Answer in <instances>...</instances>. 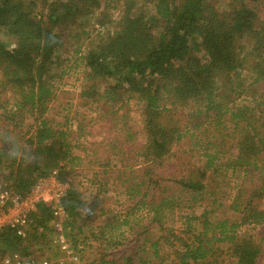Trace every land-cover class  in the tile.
<instances>
[{
    "label": "trees",
    "instance_id": "obj_1",
    "mask_svg": "<svg viewBox=\"0 0 264 264\" xmlns=\"http://www.w3.org/2000/svg\"><path fill=\"white\" fill-rule=\"evenodd\" d=\"M41 1L44 12L38 0H0V124L23 144L20 161L0 127V185L24 194L53 169L68 180L81 160L100 167L87 181L111 182L96 188L109 196L86 205L69 182L63 199L73 250L102 251L87 264H264V0H119L113 29L97 18L100 0ZM72 41L87 111L74 125L47 115ZM119 196L122 213L104 207ZM49 218L39 204L24 240L3 230V252L37 254Z\"/></svg>",
    "mask_w": 264,
    "mask_h": 264
},
{
    "label": "rangeland",
    "instance_id": "obj_2",
    "mask_svg": "<svg viewBox=\"0 0 264 264\" xmlns=\"http://www.w3.org/2000/svg\"><path fill=\"white\" fill-rule=\"evenodd\" d=\"M213 4L218 8H227V6L224 4V2H230V0H212ZM100 4L101 7L99 10H101L102 13H100V15L98 14L99 21H101L104 25L105 28H109V29H113V24H108V20H110L111 22L113 21V23L115 21H117L119 19V15H120V4L121 1L119 0H100ZM36 11H40V12H44L45 11V4L44 2H42L41 0H38V2L36 3V7H35ZM229 10V9H228ZM98 25H96L97 27ZM0 40L6 41L7 38L2 35L0 33ZM77 43L78 45H80L81 43L79 41H72L69 43L68 46V53L69 55H71V59L69 60V63H66L67 66V73L65 75V77L61 80V81H57L55 82V87L57 90V97L56 100H54L51 104H50V109L47 113L49 118H57L59 119L62 115H68L69 117H71V124H76V121L78 119H80L82 117V115L87 114V111L84 108H79L76 106V94L78 92V87L81 81V75H82V71H83V64L80 63L79 65L74 64L73 61L79 57V55H74L73 54V48H76L77 45L75 44ZM82 53V52H81ZM64 58V56L62 57ZM248 103V101H247ZM246 104V102H245ZM130 121L127 122L128 126H133L135 129H137V131H139V127L141 122H140V115L138 114L139 112L137 111V107L136 105H134V103H130ZM93 115V114H91ZM30 123V121H27L25 123V127H23V129H21V132H24L25 130H27V125ZM4 123L0 124V127L4 128L7 132L6 137L7 140L13 143V149L15 150L17 156L20 159V148L23 146L22 144V140H21V133L18 132V130H11V127H4ZM1 135H4L3 133H0ZM139 140L142 141L143 140V134H139L138 136ZM90 139V138H88ZM93 140L96 141H100V138H95ZM87 148L92 149V152L94 150L93 146H89ZM92 152H88L86 155L88 156L87 159L93 157ZM74 155H77L79 152L77 150H75V152H73ZM25 160V158H23ZM86 160H81L80 164L74 165V168H77V170L73 175H71L68 178V181L72 183V185L76 188V190L79 192L81 200L87 205L90 204L93 200H98V198H105V196H109L105 195L104 193L101 194L100 192L97 193L96 192V188L99 187L101 190L102 189H112V187H114V185L111 182H106V184L104 182H102L101 184L98 185H90L89 182L87 180H89V177H92V173H94L95 171L101 170L100 167H92V166H85V169L82 170L79 165H82L83 162H85ZM193 163H196L197 160H193ZM23 162V161H22ZM67 166V164H66ZM70 166H67V168ZM92 167V168H91ZM3 183V182H2ZM105 184V185H104ZM2 186L4 184H1ZM104 185V186H103ZM121 197H116L115 199H109V200H104L103 204L104 207L107 210L110 211H121L120 213L123 212L122 208L123 206H121L120 202H121ZM115 200H118L117 203H115ZM85 209L81 211L82 214H85ZM97 210L93 211L94 216L96 215ZM138 214V215H137ZM135 215V218L137 219V216L139 217H145L144 212H139ZM111 215V214H108ZM85 216V215H83ZM130 218V217H129ZM102 221V218H98L96 221V224H99ZM134 221V219L132 220ZM90 222V221H88ZM90 224V223H89ZM88 225V224H87ZM123 227H120L118 229V231H116L114 234L116 236V238L118 239V235L119 233L122 231ZM257 229V227L255 226H251V227H244L241 230L248 232L250 234H254L255 230ZM84 232H87V229L84 228ZM125 232V231H124ZM64 235L66 237V231L64 230ZM124 235V234H123ZM159 235V232L157 230H153L152 231V236L153 237H157ZM125 236V235H124ZM127 236V235H126ZM48 240L51 237L48 236ZM77 240L79 241L81 239V236H77ZM132 238V235H128V239ZM67 244L69 245V251L68 253L65 252H59L57 249L50 247L49 243L47 241V243L43 242V244L36 246V250H37V254L35 255H41L44 256L50 260H62V264H87L88 262H90L93 259H97L99 258V255L101 254V249L99 248L98 245L94 244V248L95 251L94 253H89V251L87 250V248H84L81 246H79V244L76 246V250H73V246L67 241ZM79 250H82L79 251ZM167 251V247L163 246L162 248V252H166ZM107 258V257H106ZM108 260H112L110 257L107 258ZM116 259V256H114V260ZM113 260V261H114ZM221 260L224 262L223 264H227L228 260L226 258V256H223L221 258ZM119 264V263H118Z\"/></svg>",
    "mask_w": 264,
    "mask_h": 264
},
{
    "label": "built area",
    "instance_id": "obj_3",
    "mask_svg": "<svg viewBox=\"0 0 264 264\" xmlns=\"http://www.w3.org/2000/svg\"><path fill=\"white\" fill-rule=\"evenodd\" d=\"M68 180H60L58 170L36 176L29 190L17 194L0 185V233L11 230L16 236L25 239L31 232L30 216L43 204L50 211L48 224L51 229L49 246L59 252L68 253L69 245L64 235L66 213L63 199L69 189ZM62 260H50L41 255L25 256L20 252H3L0 243V264H62Z\"/></svg>",
    "mask_w": 264,
    "mask_h": 264
},
{
    "label": "crops",
    "instance_id": "obj_4",
    "mask_svg": "<svg viewBox=\"0 0 264 264\" xmlns=\"http://www.w3.org/2000/svg\"><path fill=\"white\" fill-rule=\"evenodd\" d=\"M93 174V173H92Z\"/></svg>",
    "mask_w": 264,
    "mask_h": 264
}]
</instances>
